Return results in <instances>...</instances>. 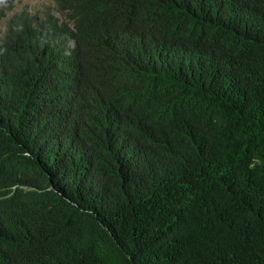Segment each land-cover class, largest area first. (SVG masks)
<instances>
[{"label": "trees", "instance_id": "16d2710c", "mask_svg": "<svg viewBox=\"0 0 264 264\" xmlns=\"http://www.w3.org/2000/svg\"><path fill=\"white\" fill-rule=\"evenodd\" d=\"M55 3L0 33V264H264V0Z\"/></svg>", "mask_w": 264, "mask_h": 264}, {"label": "rangeland", "instance_id": "374dc122", "mask_svg": "<svg viewBox=\"0 0 264 264\" xmlns=\"http://www.w3.org/2000/svg\"><path fill=\"white\" fill-rule=\"evenodd\" d=\"M1 4L8 8L7 18L0 22V33H4L9 18L19 12H27L33 15H42L46 11L58 13L55 0H0Z\"/></svg>", "mask_w": 264, "mask_h": 264}]
</instances>
